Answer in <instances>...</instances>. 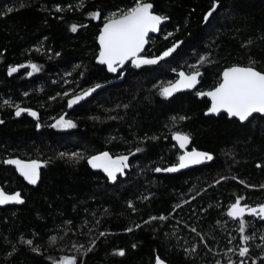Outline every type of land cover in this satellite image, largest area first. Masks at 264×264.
<instances>
[{
  "label": "trees",
  "instance_id": "16d2710c",
  "mask_svg": "<svg viewBox=\"0 0 264 264\" xmlns=\"http://www.w3.org/2000/svg\"><path fill=\"white\" fill-rule=\"evenodd\" d=\"M79 2L0 0V119L5 121L0 125V161L11 157L46 165L40 169L38 184L30 185L14 166L0 163L1 187L8 193L20 191L25 199L21 206L0 208V264H52L60 256H78L82 264H155L157 255L169 264H215L216 260L226 264L223 254L240 243L237 224L226 216L228 206L238 196L246 197L248 204L264 203L260 188L264 185V118L256 115L241 124L226 114L206 116L210 102L195 91L171 100H164L158 91L177 79L173 69L187 72L206 54L212 63L201 68L200 91L216 87L229 66L254 60L256 68L264 69V0H220L221 7L207 23L204 17L214 0H150L154 12L167 15L169 21L150 37L144 55H160L175 42L183 44L159 65L141 69L126 65L122 77L96 63L103 22L89 14L126 8L133 0H86L82 11L67 10ZM58 4L65 11L55 12ZM8 8L13 11L8 13ZM72 24L87 27L73 33ZM167 33L172 35L165 39ZM249 40L252 44L245 47ZM28 63L37 64L41 71L29 76L23 68L7 74L10 66ZM97 83L103 87L67 107L71 96H64L65 91L75 95ZM6 99L38 111L42 127L38 129L27 113L16 117L14 107L3 105ZM63 113L77 124L75 129L49 127L55 123L53 117ZM173 116L188 119H178L174 126ZM177 130L191 135V147L211 153L212 162L173 175L155 172L156 167L178 163L182 151L172 138ZM145 136L158 139L137 143ZM137 146L144 151L130 157V170L116 184L93 170L86 159L77 163L59 156L65 152L89 157L109 151L115 157ZM239 180L255 187H245ZM160 215L168 219L151 220ZM246 220L252 223L247 234L256 236L252 256L258 257L264 254L257 248L264 244L259 239L264 222ZM52 237H56L54 245ZM93 238L91 252L84 256V249L77 251L81 244L89 247ZM27 240L40 253L22 242ZM193 247L196 252L189 254L186 249ZM119 250L125 256L116 255ZM232 258L239 259L235 254Z\"/></svg>",
  "mask_w": 264,
  "mask_h": 264
},
{
  "label": "snow or ice",
  "instance_id": "6c2138e0",
  "mask_svg": "<svg viewBox=\"0 0 264 264\" xmlns=\"http://www.w3.org/2000/svg\"><path fill=\"white\" fill-rule=\"evenodd\" d=\"M86 6V0H80L79 5L68 6V11H73L75 8H79L81 11ZM20 7H24L23 4ZM221 7L220 0H214L211 9L206 13L204 21L207 23L209 18L213 17V14L217 12V9ZM154 5L150 0H133L131 6L126 8H117L114 11L103 14L100 10L92 11L89 15L93 20L103 22V27L99 31L98 42H99V54L97 58V63L106 66V70L109 73L120 74L123 76L122 70L125 69L126 65H129L135 69H141L145 66H155L159 65L166 58L173 56L174 53L183 44V41H178L173 43L170 47L162 52L160 55L149 57L148 55H142L145 53V48L149 44V35L151 33H159L161 31V25L165 24L169 20V17L165 14H157L153 11ZM45 10V9H41ZM8 13L12 12V8L6 10ZM54 11L57 13H62L65 9L59 4L55 6ZM87 27L85 24H72L70 27L71 32L76 33L80 28ZM172 33H167L165 39H168ZM264 39V37H262ZM252 41L249 40L245 47L250 46ZM36 51H40L39 48ZM56 57L60 56V53H55ZM212 63L210 54H206L199 58V62L190 65L189 71H176L177 79L174 81H169L166 86H161L158 95L164 100H171L176 94L186 91H191L197 89V85L200 84V77L203 75L201 68L206 64ZM256 61L252 60L248 65L240 66L234 65L225 68L222 72L220 82L216 87L209 91L196 90L195 95L200 98L208 97L211 101V105L206 111L205 115L220 116L222 113L227 114L228 118H235L236 121L244 124L246 122L250 123L251 119H255L254 114H259L261 118H264V69H258L255 65ZM80 68V65H76ZM27 68L31 69L28 73L31 76L34 73L41 71V68L35 63L19 64L16 66H10L7 70V74L12 76L15 73L20 72L21 69ZM66 75H72L71 72L66 73ZM83 77V73L80 74ZM103 87V85L97 83L93 87L87 88L80 91L78 94L72 95L69 91L63 93L64 96L71 98L67 101V107L69 109L73 108L75 105L80 104L81 101L86 100L88 97L92 96L98 89ZM27 95V93H25ZM59 95V94H58ZM56 97H52L55 99ZM3 105L9 108H15V116L20 117L22 114L27 113L29 116L37 121L36 127L39 129L42 125L40 121V113L34 111L30 108L21 107L19 104H14L11 100H4ZM128 105H125L127 108ZM67 113H63L59 118L53 117L55 123L49 125V127L68 130L75 129L77 124L72 119H66ZM251 118V119H250ZM95 119V118H93ZM172 123L175 126L176 121L179 119L181 121L187 120V116H173ZM5 121L0 119V125L4 124ZM172 138L179 145V149L182 154L178 157V164L171 167L161 168L156 167L155 172H167L176 173L182 169H187L192 166L202 165L206 162H211L214 156L206 151H198L196 149L188 150V145L192 143V138L189 133L182 131H175L172 133ZM156 136H145L137 143H147L149 140H157ZM144 151L141 147L137 146L134 151H130L128 154H120L113 157L109 151H102L99 154L91 155L85 157L82 153H59L61 158L68 156L74 162H79L81 159H86L87 163L93 168L101 170L107 177L108 181L112 184H116L119 177L125 176L126 171L130 170L131 165L129 163L130 157L137 155ZM5 165L14 166L16 171L22 176L30 185H36L40 181L41 173L40 169L45 167V164L37 160L25 161L19 158H7L0 161ZM258 168L261 167L260 164L256 165ZM226 180L228 177H222ZM236 180L237 177H232ZM239 183L243 184L245 187H255L250 186L244 180H239ZM217 184L221 183V179L216 180ZM211 186V185H210ZM261 189H264V185H260ZM195 198V197H193ZM246 197L238 196L233 203L228 206L226 216L230 218L237 224V231L240 237V243L229 250V253H224L226 256V264H264V254L253 257L252 256V242L255 241V234H247L248 229L252 227V223L246 220V217L254 218L264 222V203H259L256 205L248 204L245 202ZM25 200L22 198L20 192H15L14 194H6L3 188H0V206L8 204H19L22 205ZM188 203V201H185ZM129 208L136 211L135 206L132 202L128 204ZM181 205H175V207H180ZM107 211V210H106ZM166 221L167 216H153L151 220ZM150 221H145L149 223ZM70 223V222H69ZM97 224L100 223L99 220L96 221ZM137 228L140 225H136ZM192 232L200 236L201 240L204 241V247L212 252L213 249L208 247V243L203 236L197 232L195 227L190 229ZM127 232H132L131 227L126 229ZM100 236H105L106 233L100 232ZM261 241H264V235L259 237ZM29 246H33L32 240L22 241ZM51 242L54 245L56 242V237L51 238ZM232 243V239H229V244ZM75 247V245H73ZM135 247V245H133ZM15 250V246H13ZM95 248V239L93 238L90 242V246L85 248L83 244L77 248L79 252L80 249H84L83 255L86 256ZM257 248L264 253V244L257 245ZM196 248L186 249L189 254L196 252ZM32 251L40 253V249L37 247H32ZM12 253H9L11 255ZM42 254V253H41ZM116 255L123 257L125 256L124 250H119L115 253ZM232 254H235L239 259H233ZM52 264H82L78 256L64 257L58 260H52ZM155 264H165V261L161 259L159 255L156 256ZM215 264H224L221 260H216Z\"/></svg>",
  "mask_w": 264,
  "mask_h": 264
},
{
  "label": "water",
  "instance_id": "95a60500",
  "mask_svg": "<svg viewBox=\"0 0 264 264\" xmlns=\"http://www.w3.org/2000/svg\"><path fill=\"white\" fill-rule=\"evenodd\" d=\"M153 11H154V9H153ZM169 21V20H168ZM168 21H166L165 22V24L168 22ZM165 24H163V25H161V28L165 25ZM103 27V26H102ZM101 27V28H102ZM160 33V32H159ZM159 33H151L150 35H149V39H150V37H152V36H157ZM97 44H98V46H99V42H98V39H97ZM148 46V45H147ZM147 46H146V48H147ZM146 48H145V50H146ZM99 50H100V48H99ZM99 54V53H98ZM142 55H144V53H142ZM97 58H98V55H97ZM97 58H96V63H97ZM98 64V63H97ZM98 65H100V64H98ZM102 66H104V65H102ZM106 67V66H105ZM202 77V76H201ZM201 77H200V79H201ZM199 85L200 84H198L197 85V89L199 88ZM197 89H195V90H191V91H186V92H194V91H196ZM181 93H184V92H181ZM178 94H180V93H178ZM177 95V94H176ZM200 98V97H199ZM204 98H207L208 100H209V102H210V105H211V101H210V99L208 98V97H204ZM210 107V106H209ZM222 114H225V113H222ZM227 115V114H226ZM256 115H259V114H254V116H256ZM206 116H214V115H206ZM217 117V116H216ZM230 119V118H229ZM231 119H235V118H231ZM251 119V118H250ZM173 141L175 142V144L177 145V147L179 148V145L177 144V142L173 139ZM192 149H196V150H198V151H202V150H199V149H197V148H195V147H191V144H189L188 145V150L189 151H191ZM114 157V156H113ZM25 161H30V160H25ZM212 162V161H211ZM211 162H206L205 164H202V165H196V166H192V167H189V168H187V169H182L181 171H179V172H176V173H167V172H164V174H170V175H173V174H178V173H182V172H185V171H188V170H190V169H193V168H196V167H200V166H203V165H207V164H210ZM178 164V163H177ZM177 164H175V165H177ZM175 165H172V166H175ZM90 166V165H89ZM91 167V166H90ZM169 167H171V166H169ZM92 168V167H91ZM93 169V168H92ZM93 170H95V171H101V170H98V169H93ZM102 172V171H101ZM40 173H41V171H40ZM20 175V174H19ZM22 177V176H21ZM23 178V177H22ZM24 179V178H23ZM25 180V179H24ZM26 181V180H25ZM27 182V181H26ZM0 188H1V186H0ZM21 193V192H20ZM6 194H9V193H6ZM11 194H14V193H11ZM22 196V195H21ZM23 198V197H22ZM24 199V198H23ZM25 200V199H24ZM23 205V204H22ZM7 206H21V205H19V204H8V205H3V206H0V208H3V207H7ZM165 261V260H164ZM165 264H169L167 261H165Z\"/></svg>",
  "mask_w": 264,
  "mask_h": 264
},
{
  "label": "rangeland",
  "instance_id": "374dc122",
  "mask_svg": "<svg viewBox=\"0 0 264 264\" xmlns=\"http://www.w3.org/2000/svg\"><path fill=\"white\" fill-rule=\"evenodd\" d=\"M28 70H29V72H31V69H28ZM34 74H36V73H34ZM34 74H32V75H34ZM64 257H70V256H60L58 258H53L52 260H58V259H61V258H64Z\"/></svg>",
  "mask_w": 264,
  "mask_h": 264
},
{
  "label": "flooded vegetation",
  "instance_id": "af4514ba",
  "mask_svg": "<svg viewBox=\"0 0 264 264\" xmlns=\"http://www.w3.org/2000/svg\"><path fill=\"white\" fill-rule=\"evenodd\" d=\"M19 174V173H18ZM21 177V176H20ZM22 178V177H21ZM23 179V178H22ZM24 180V179H23ZM25 181V180H24ZM26 182V181H25ZM28 183V182H27ZM1 186V185H0ZM2 188V187H1ZM5 191V190H4ZM6 192V191H5ZM16 192H20V191H16ZM6 193H8V192H6ZM12 193V192H11ZM11 193H9V194H11ZM13 193H15V192H13ZM22 195V194H21ZM4 208V207H3Z\"/></svg>",
  "mask_w": 264,
  "mask_h": 264
}]
</instances>
